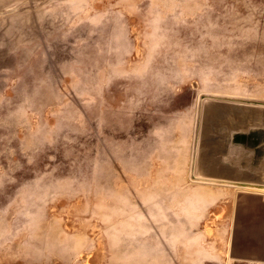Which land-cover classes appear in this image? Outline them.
I'll use <instances>...</instances> for the list:
<instances>
[{
	"label": "rangeland",
	"instance_id": "rangeland-1",
	"mask_svg": "<svg viewBox=\"0 0 264 264\" xmlns=\"http://www.w3.org/2000/svg\"><path fill=\"white\" fill-rule=\"evenodd\" d=\"M214 102L264 105V0H0V264H224Z\"/></svg>",
	"mask_w": 264,
	"mask_h": 264
},
{
	"label": "crops",
	"instance_id": "crops-1",
	"mask_svg": "<svg viewBox=\"0 0 264 264\" xmlns=\"http://www.w3.org/2000/svg\"><path fill=\"white\" fill-rule=\"evenodd\" d=\"M246 105L248 110L237 122L240 128L229 130L227 120L212 123L218 126L210 128V142L198 168L202 176L223 177L222 181H212L228 186L226 191L232 199L224 264H264V192L260 190L264 189V105ZM222 126L227 130L223 131ZM227 134L229 142L225 141ZM202 263L222 261L207 258Z\"/></svg>",
	"mask_w": 264,
	"mask_h": 264
},
{
	"label": "water",
	"instance_id": "water-1",
	"mask_svg": "<svg viewBox=\"0 0 264 264\" xmlns=\"http://www.w3.org/2000/svg\"><path fill=\"white\" fill-rule=\"evenodd\" d=\"M247 105H237L232 103H225V102H214L212 108L207 107L203 110V118H202V136L200 139V151L199 156L196 163V174L198 177L204 180H215V181H222L223 177L219 175L215 176H202L200 171H198L199 167H202L203 159L205 156V152L207 149V143L210 142L209 139V131L207 129V124L209 122V118L211 122L223 123V120H227L230 122L231 129L229 130H236L241 127V123L237 124V122H241V118L243 115L244 110H248ZM224 127V126H222ZM223 131L227 130V127L222 129ZM226 142L230 141V134L226 136ZM209 139V140H208Z\"/></svg>",
	"mask_w": 264,
	"mask_h": 264
},
{
	"label": "bare ground",
	"instance_id": "bare-ground-1",
	"mask_svg": "<svg viewBox=\"0 0 264 264\" xmlns=\"http://www.w3.org/2000/svg\"><path fill=\"white\" fill-rule=\"evenodd\" d=\"M238 188H239V187H238ZM243 189H244V188H243ZM248 189H249V188H248ZM260 190H261V192H264V189H260ZM261 192H260V193H261Z\"/></svg>",
	"mask_w": 264,
	"mask_h": 264
}]
</instances>
